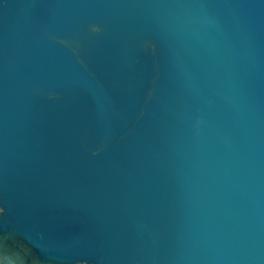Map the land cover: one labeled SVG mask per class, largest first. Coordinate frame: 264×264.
Returning <instances> with one entry per match:
<instances>
[{"label": "water", "instance_id": "water-1", "mask_svg": "<svg viewBox=\"0 0 264 264\" xmlns=\"http://www.w3.org/2000/svg\"><path fill=\"white\" fill-rule=\"evenodd\" d=\"M0 264H264V0H0Z\"/></svg>", "mask_w": 264, "mask_h": 264}]
</instances>
